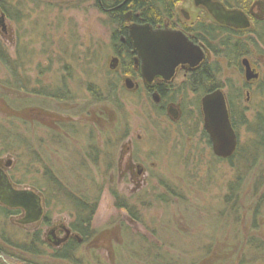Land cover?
<instances>
[{
    "label": "rangeland",
    "instance_id": "374dc122",
    "mask_svg": "<svg viewBox=\"0 0 264 264\" xmlns=\"http://www.w3.org/2000/svg\"><path fill=\"white\" fill-rule=\"evenodd\" d=\"M2 12L0 164L11 162L17 188L43 197L50 224L22 225L0 204L1 264H264V127L256 119L264 116V26L260 37L241 38L257 82L245 86L244 66L207 56L219 62L237 125L235 154L221 158L203 133L200 95L178 90L168 102L173 117L141 78L125 87L109 66L113 25L96 0H0V20ZM32 106L71 121L58 122L60 131L12 115ZM70 196L97 201L90 249L79 244L64 260L20 252L36 229L44 238L69 225Z\"/></svg>",
    "mask_w": 264,
    "mask_h": 264
},
{
    "label": "flooded vegetation",
    "instance_id": "af4514ba",
    "mask_svg": "<svg viewBox=\"0 0 264 264\" xmlns=\"http://www.w3.org/2000/svg\"><path fill=\"white\" fill-rule=\"evenodd\" d=\"M96 3L98 8L110 19L113 25L111 31V49L113 56H111L109 66H111L112 61L115 60L114 70H119L121 75L123 74L126 76L124 84L125 87L128 88V81L131 85L130 90L133 86L131 77L137 76L138 78H141L144 82V89L147 94L151 95L155 105L159 108L164 107L168 114H172L173 117L176 115V108L172 103L168 104V102L171 100L174 101L173 99L176 98L178 90L180 91L184 86L187 87L186 82L188 77L207 62L208 53L213 54L215 57L223 56L228 59L230 63L234 62V64L240 68V65L244 66V59L248 62L249 60L246 57H243L246 53L241 52V55H239L231 46L234 43L242 44L241 38L246 37L252 39L254 37H260L261 33L259 29L264 26V0H96ZM184 3L187 5V8L181 6ZM142 4L144 6H142ZM207 4H212L215 7L218 6L225 13L232 14L236 18L232 20L231 24L221 23L211 14ZM190 7L191 10H189ZM147 10L152 14V17L145 14ZM1 14L2 18L0 24L4 25L3 21L6 16L3 12ZM132 29L138 31L140 29H148L149 31H169L170 33L182 34L193 45L201 48L204 53V60L193 68L189 67L187 64L178 65L170 79L155 76L152 80L148 81L142 76L141 59L138 57L131 38ZM236 55L239 56L236 57ZM216 63L219 62H208L207 65L217 67ZM249 65L258 75V78L253 81H248L245 77V86L253 84L254 81H258L260 78L259 72H257L250 62ZM217 76V78L220 79L219 72ZM179 80L180 82H178ZM222 88L223 87H218L214 90H222ZM190 91L193 92L192 90ZM224 96L226 98L225 93ZM6 109L7 112L11 111L9 105H6ZM13 111L12 115L15 117L27 119L31 123L39 121L42 124L44 123L52 128H56V130L58 127L60 131L59 123L61 121H71V118H64L58 113L43 110L42 108L34 106L18 110L13 109ZM97 111L100 114H103V111L105 110L97 109L96 112ZM98 117L102 118L100 115ZM205 133L206 132L204 131V134ZM208 141L210 142L209 138ZM10 163L11 162L7 161L4 164H0V204L3 207V212H5V214L7 212L9 213V216L20 214V218L17 219V222L20 223V220L26 217V211L21 208H10L1 203L3 198L13 197V191L22 190L17 188L12 177L9 175L8 169L11 167ZM133 164L132 158L130 157L126 170L133 173ZM136 169L137 175L141 176L144 172L143 166L137 164ZM37 195L41 199L43 212L38 221L33 223L40 222L41 224L44 223L45 226H49L50 220H48L47 217H44L43 197L38 193ZM6 215L8 216V214ZM84 227H86L85 232L79 234L73 231L70 222L67 226L63 224H60L58 227L52 226L51 228L49 227V229H46L44 232V238L42 237V230L38 228L30 236L28 239L29 241H23V243L29 246L26 248L28 250L25 249L23 244L19 251L28 252L35 257L43 256L48 259H69L71 258V253L74 252V250L77 251L80 246L79 244H85L86 247L90 249L95 241V237L93 239L90 238L92 237L90 228H88L87 225ZM56 255L60 256L57 257ZM3 257L7 258L6 255ZM19 263L23 264L22 262ZM24 263L38 264L37 262L27 259ZM2 264L6 263L2 262Z\"/></svg>",
    "mask_w": 264,
    "mask_h": 264
},
{
    "label": "water",
    "instance_id": "95a60500",
    "mask_svg": "<svg viewBox=\"0 0 264 264\" xmlns=\"http://www.w3.org/2000/svg\"><path fill=\"white\" fill-rule=\"evenodd\" d=\"M211 14L221 23L231 24L236 17L225 13L220 7L207 4ZM133 46L142 63V76L150 81L155 76L170 79L178 65H189L193 68L204 60L200 47L193 45L186 37L169 31H149L140 29L131 31ZM115 60L110 68H115ZM245 77L248 81L258 78L244 59ZM128 88L131 85L127 81ZM203 128L210 138L214 154L221 158L231 157L237 148V135L232 126L229 109L224 93L216 89L205 94L201 100ZM13 197L3 198L1 203L10 208H21L26 211V217L20 220L22 224L33 223L40 218L43 208L40 197L29 189L13 191Z\"/></svg>",
    "mask_w": 264,
    "mask_h": 264
},
{
    "label": "trees",
    "instance_id": "16d2710c",
    "mask_svg": "<svg viewBox=\"0 0 264 264\" xmlns=\"http://www.w3.org/2000/svg\"><path fill=\"white\" fill-rule=\"evenodd\" d=\"M142 6L144 5L142 4ZM145 14L152 17V14H150L148 10L145 12ZM231 47L234 48L239 55H241V52L247 53L245 47L242 44L234 43ZM0 54H2L1 48H0ZM239 55H236V57H238ZM207 64L208 62H205L198 70L191 73V75L188 77L186 82L187 87L200 96L214 90L215 88L222 87V85L219 83V79L217 78L218 68L213 65H207ZM228 109H229V115H231L230 117H231L232 126L236 130L237 127L236 120L233 117V110L230 103H228ZM256 119H257L258 129L260 127H264V116H261L258 113ZM258 131L257 130L254 131L255 134H258L259 133ZM204 135L207 136L206 133ZM112 194H115V192H112ZM70 200L72 202L73 210H74V213L72 215V220L70 222V226L72 227L74 232L81 234L85 232L86 227L84 226L87 225L89 228L91 224V219L94 214L97 201L92 206L91 205L89 206L87 204L88 202L81 198L76 199L70 196ZM121 205H125V204L121 203ZM6 214L9 215L8 212ZM26 248L28 247L25 246V249ZM56 256L58 257L60 255H56Z\"/></svg>",
    "mask_w": 264,
    "mask_h": 264
},
{
    "label": "bare ground",
    "instance_id": "6f19581e",
    "mask_svg": "<svg viewBox=\"0 0 264 264\" xmlns=\"http://www.w3.org/2000/svg\"><path fill=\"white\" fill-rule=\"evenodd\" d=\"M33 191V190H32ZM33 192H35V191H33ZM36 194H37V192H35Z\"/></svg>",
    "mask_w": 264,
    "mask_h": 264
}]
</instances>
